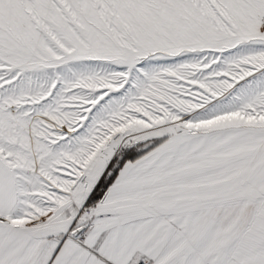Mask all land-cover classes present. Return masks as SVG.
<instances>
[{"label": "snow or ice", "instance_id": "1", "mask_svg": "<svg viewBox=\"0 0 264 264\" xmlns=\"http://www.w3.org/2000/svg\"><path fill=\"white\" fill-rule=\"evenodd\" d=\"M0 264H264V0H0Z\"/></svg>", "mask_w": 264, "mask_h": 264}]
</instances>
